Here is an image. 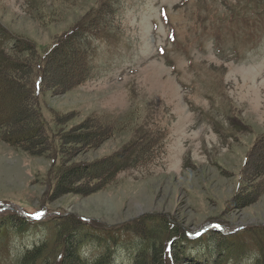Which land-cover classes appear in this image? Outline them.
Returning a JSON list of instances; mask_svg holds the SVG:
<instances>
[{
    "label": "rangeland",
    "instance_id": "rangeland-1",
    "mask_svg": "<svg viewBox=\"0 0 264 264\" xmlns=\"http://www.w3.org/2000/svg\"><path fill=\"white\" fill-rule=\"evenodd\" d=\"M78 25L92 37V73L68 86L47 54ZM0 33L5 48L13 36L32 47L0 55L25 60L12 73L33 88L25 126H0V204L15 209L0 216L19 217L2 227L0 264L45 242L54 264L71 241L84 259L133 264L147 227L161 244L209 223L233 236L175 241L179 264H205L192 257L218 245L239 251L229 264L264 257V0H0ZM36 118L35 145L8 141ZM107 125L102 142L81 143ZM147 131L165 135L154 162L106 183L76 170Z\"/></svg>",
    "mask_w": 264,
    "mask_h": 264
},
{
    "label": "trees",
    "instance_id": "trees-1",
    "mask_svg": "<svg viewBox=\"0 0 264 264\" xmlns=\"http://www.w3.org/2000/svg\"><path fill=\"white\" fill-rule=\"evenodd\" d=\"M96 26L100 25V22L95 21ZM92 35H100V33L90 32ZM1 34V33H0ZM87 31L78 25L72 29L71 32L66 33L64 38L57 42L54 47L48 52V67H50L55 73L59 75V80L68 86H78L87 81L92 73V60L90 58L95 49L91 45L92 37L86 35ZM4 37V35H3ZM12 40L8 43L9 46L5 48L3 43H0V48L19 51L22 49H31L30 44L22 40L21 38L11 37ZM19 49V50H18ZM25 60L17 58H7L5 55H0V126L13 125L14 130L18 129V126H22L32 112L31 101L33 97V88L28 86L26 81V74H13L12 71L18 72L21 70ZM43 67V65H41ZM35 89V88H34ZM37 121L30 128L8 133V141L11 144H23L27 143L35 145L37 143L36 138L39 137L40 132L43 130L40 122ZM42 121V120H41ZM17 123V124H16ZM105 129L91 130L89 133L81 134L83 137L82 144L86 146H94L111 135V131L108 127ZM45 135V134H44ZM79 135L71 136L68 133L62 136L63 140L74 142V138ZM165 142V135L162 131H147L141 134L137 139L125 147L119 149L116 152L103 156L98 160L83 163L79 165L76 170L81 173L87 179H94L96 183H106L111 180L120 172L124 171L127 167H139L140 165H147L152 162L162 153ZM67 180V176H64ZM63 178V179H64ZM62 180V179H61ZM15 216V215H14ZM165 216V215H164ZM161 218L162 216H156ZM146 218V217H145ZM167 224L171 227H175V224L171 222L170 217H165ZM18 216L8 221L4 220L0 216V232L2 227L15 226ZM73 222V220H71ZM79 225L94 226L99 223L93 224L90 219L82 218L77 221ZM146 225L152 220L147 216ZM104 227L107 224H101ZM223 227H226L224 224ZM149 233L145 234L137 229V232L143 233L144 238L139 244L138 251L136 252L133 264H179V258L174 253L175 241L186 242H203L209 235H218L225 238L233 236L228 234L226 230L217 229L212 223L209 224L208 230L202 235L197 236L190 230H180L181 234L169 235L168 239L159 243L156 236L157 231H153L151 228ZM128 231V230H127ZM239 231H234L232 234H236ZM206 235V236H205ZM180 236V237H179ZM236 237V236H234ZM70 240L66 241L69 243ZM47 242L35 246L33 249L27 250V252L19 259L18 264H50L46 255ZM76 246L73 247L72 245ZM68 245V250L64 254H61V260L54 264H111L108 261L106 254H103L95 260H87L82 258L76 253L78 250L77 244L71 241ZM233 245L238 243L232 240ZM65 250V251H66ZM213 250L217 251V254H213ZM225 253H228L225 255ZM239 251H232L230 246L218 245L217 248L208 247L207 251L201 252L198 255H194L192 259L196 262H204L205 264H229L226 259L231 255L238 254ZM45 257V260L43 261ZM254 264H264V257L259 256Z\"/></svg>",
    "mask_w": 264,
    "mask_h": 264
},
{
    "label": "snow or ice",
    "instance_id": "snow-or-ice-1",
    "mask_svg": "<svg viewBox=\"0 0 264 264\" xmlns=\"http://www.w3.org/2000/svg\"><path fill=\"white\" fill-rule=\"evenodd\" d=\"M36 215L39 216V215H41V213H37Z\"/></svg>",
    "mask_w": 264,
    "mask_h": 264
}]
</instances>
